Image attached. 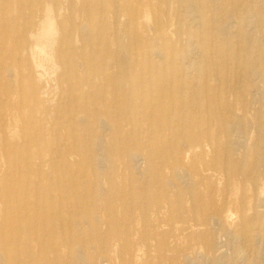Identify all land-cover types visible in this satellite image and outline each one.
<instances>
[{
  "label": "rangeland",
  "instance_id": "rangeland-1",
  "mask_svg": "<svg viewBox=\"0 0 264 264\" xmlns=\"http://www.w3.org/2000/svg\"><path fill=\"white\" fill-rule=\"evenodd\" d=\"M28 1L0 0V264H264V0H150L148 10L141 0L131 23L126 7L136 0H43L51 37L36 17L29 24L18 5ZM157 23L162 36L151 31ZM71 48L73 61L103 57L109 74L119 58L137 77L150 63L187 71L185 99L206 104L207 124L185 131L176 116L153 128L140 120V140L129 124L137 112L106 103L120 112L112 117L120 133L114 142L100 129L104 148L90 164L85 132L76 130V145L69 135V116L88 112L79 85L67 91L60 57L70 60ZM204 51L233 85L229 116L219 112V89L205 100L195 71ZM100 91L110 97L109 86ZM241 94L255 100L246 113ZM88 116L98 129V115ZM71 204L85 210L69 212Z\"/></svg>",
  "mask_w": 264,
  "mask_h": 264
},
{
  "label": "bare ground",
  "instance_id": "bare-ground-1",
  "mask_svg": "<svg viewBox=\"0 0 264 264\" xmlns=\"http://www.w3.org/2000/svg\"><path fill=\"white\" fill-rule=\"evenodd\" d=\"M41 1H43V0H29L28 2H26L24 4L21 2L18 5H19V8L22 9L23 11L24 10L28 11V13L25 15V17L29 21V24L31 25V27L35 25L34 18L36 17L38 20L41 21V24H42L41 32L43 33V30H44L43 25L46 24L48 26V29H47V27H46V29L48 30V32H50L47 34H49V37H51L53 30H52V25L49 23L50 21L48 20L50 16L48 17V15L46 13L47 11L44 8ZM135 2H136L137 6L133 9V11H131L128 7H126V11L129 14L131 13V15H132V16L129 15L131 17L130 23L135 22L137 15L140 11V7H142V5H140L141 0H136ZM144 6H145L146 10L151 9L150 0H147ZM48 10H50V9H48ZM120 10H121L120 7L116 8V14H118ZM118 17H119V15H118ZM263 17H262V19H263ZM258 20H260V19H258ZM51 22H52V20H51ZM257 23H259V21ZM233 26H234V24H233ZM55 28L56 27L54 26V29ZM150 28H151V31L153 32V34L157 33L158 35L160 34L161 36L163 35L162 32L165 31V25L163 26L160 23H157V24L151 26ZM218 29H221V28H218ZM55 31H56V29H55ZM222 31H223V29H222ZM44 34H45V32H44ZM102 38L99 37V39H102ZM43 40H42V42H43ZM45 41H46V39H45ZM45 41L43 42L44 44H45ZM203 43L206 47L207 43L206 42H203ZM48 44H50V43H48ZM41 46H43V45H41ZM33 50H34V48H33ZM71 50H72V52L70 53L71 54L70 60H68L64 57H60L61 59L64 60V63H65L64 71L66 73H68L70 81H73V82H70L69 87L67 88V91L70 93L75 92L76 86L72 87L73 86L72 83L78 84L79 86L76 88L84 91V96L86 99V101H84L85 102V108H87L88 112L86 115L81 114V113H74V114L69 116L68 123L69 124L72 123V126L70 125L71 133L69 135H70V139L73 142V144L76 145V143H77V140H76V133L77 132H76V130L80 127L82 129V131L85 132V137L82 139V142L84 143V145L87 146V148H89V156H91L90 157V159H91L90 164L94 163L95 160H97V158L99 157L97 152L100 151L101 148H104V141H103L102 136L99 133L100 129L102 131L109 130L110 135H111L114 142L117 141L118 134L120 133L119 125L112 124V120H113L112 117L116 116L118 118V116H119V119H120V112L117 111L116 114L113 112H110L106 103H109L110 106H119V107H117V109H119V108L121 109V100H122L123 103L126 105V111L129 109L130 111L134 110L137 112V118L136 119L133 120L129 116L130 117L129 118V120H130L129 124L132 128L130 130V133L134 137H138V138L141 137V132H142L141 129L137 128V126H139L140 120L145 121V125L147 128H153L156 126V123L158 120H160V121L167 120L168 123H171L170 122L171 117L176 116L178 124L181 125V127L184 128L185 131L186 130L188 131L190 128L192 129L193 127H197V126H199V124H204V125L207 124V122H205V119H202V115L200 112V111L206 110V108H207L206 104L200 105L197 102H187L185 99L182 87L184 84L183 74H185V75L189 74V73H187V71L186 72L184 70L177 71V68H175L172 65V63H170L168 65H164V66H155L152 63H150L146 66L148 69L138 70V77H137V76H134V72H132L133 71L132 69L130 71H128V70H124L123 72L121 71V69L119 68V67H121V60L119 58V59H115V66H114V68L118 69V71H116L114 74H109V73H107L108 68H109L108 67L109 64H107V62H104L103 57H99V58H97V60L92 59L90 57V58H88V61L83 62L84 63L83 64V63L79 62L78 60L73 61V55L75 54V49L73 50V48H71ZM41 52H43V51H41ZM94 53H95V51L92 50V54H94ZM40 54L42 55V53H40ZM95 54H97V52ZM153 55L159 56L160 53H157V54L149 53L147 55V57L151 58V56H153ZM34 56H33L32 60H34V58H35ZM44 58L46 59V57H44ZM44 58H43V61H44ZM206 58H207L206 53L204 51V53L202 54V59L199 61L198 65H197L198 68H197V70H195L196 73L198 71L197 74H199L202 77V80L205 84L204 85L205 86V91H204L205 100H208L211 96V93L209 91H214V95L216 96L217 92L215 90L219 89L221 92L216 97V100H218V102H219V109H220L219 112H221L223 114V116H224V114L226 116H229L232 114V106L230 105V101H228V99L230 97H233V95H235L234 88L232 87L233 85H231L228 82H223L222 81L223 79L221 77H219L217 75V73H215V71L211 68V66L210 65L208 66V64L205 61ZM32 63L35 64V62H32ZM142 66L143 65H141V67ZM262 72H264V68L260 67V73L262 74ZM121 73L123 74V78H121ZM45 75H46V73H45ZM262 77L264 79V74H262ZM240 78H241V76H240ZM59 79H60L61 83H64V80L62 81L61 77ZM216 81L219 83V85L217 87L210 86L211 82H216ZM66 83H69V81L65 82V84ZM123 85H129L128 90L121 89ZM104 86H109V88L111 90L110 97L107 96L106 94L101 93L100 89H102V87H104ZM91 90H93V91H91ZM90 94L97 95L98 97H100V98H98L99 100H97V101L93 100V98L91 97ZM241 96H244V99H240ZM240 97L238 96V98L235 99L236 103H238L237 109L242 113H246L248 110H251L252 106L255 104V100L253 98H250L248 100V98L245 96V94H241ZM90 110L94 111V113H96L99 117L97 120V128L99 129V131H98V129H96L94 127V124L89 121L90 116H88V113L90 112ZM80 115H82V116H80ZM213 119L216 120L217 123H219L220 129L225 130V128L223 126V122L225 119L223 117H217L216 116ZM251 122L252 121L250 119V124H251ZM248 123H249V121H248ZM108 126H109V128H108ZM199 127H201V126H199ZM252 129H253V127H252ZM139 139L141 140L142 138H139ZM207 140H209V138H207ZM121 143H122V141H121ZM243 143L245 145L244 141H243ZM186 144H187V147L191 148V146H194L192 144H195V140L194 141L192 139L188 140V142H186ZM113 145L110 148H113L114 147ZM241 147H244V146L242 145ZM243 158H244V156H243ZM235 165L238 166L236 164V162H235ZM237 168L239 169V166ZM238 169H237V171H238ZM184 176H186V175H184ZM185 179H186V177H185ZM166 183H167V180H166ZM171 183H173V181H171ZM91 189H92L91 194H93V196L98 195V193L96 194L94 192V190H97L96 188L91 187ZM259 202H260V200H259ZM75 206L78 207L80 210H85L83 206L71 204L69 206L70 207L69 212L70 211L72 212V210L74 209ZM86 209H87V207H86ZM59 213H62V211L60 210ZM230 215H231V213H230ZM214 219H215V224H217L216 218H214ZM213 224H214V221H213ZM200 253H201V251H200ZM202 256H201V259H202ZM209 256H208V259H209ZM187 259H189V261H191V259L189 257H187ZM216 260H217V258H216ZM203 261H206V260L203 259ZM208 261L206 262L207 264H208Z\"/></svg>",
  "mask_w": 264,
  "mask_h": 264
}]
</instances>
